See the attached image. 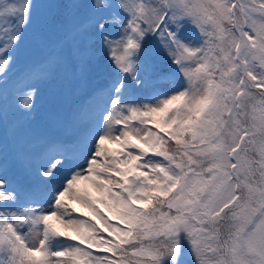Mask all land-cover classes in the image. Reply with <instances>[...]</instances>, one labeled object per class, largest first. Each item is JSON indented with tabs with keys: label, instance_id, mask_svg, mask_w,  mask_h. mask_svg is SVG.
<instances>
[{
	"label": "snow or ice",
	"instance_id": "snow-or-ice-1",
	"mask_svg": "<svg viewBox=\"0 0 264 264\" xmlns=\"http://www.w3.org/2000/svg\"><path fill=\"white\" fill-rule=\"evenodd\" d=\"M33 26L47 55L10 108ZM150 41L183 83L140 96ZM99 61L102 105L67 118L88 127L19 156L31 183L14 185L40 84L84 87ZM0 161V264H264V0H0Z\"/></svg>",
	"mask_w": 264,
	"mask_h": 264
},
{
	"label": "rangeland",
	"instance_id": "rangeland-1",
	"mask_svg": "<svg viewBox=\"0 0 264 264\" xmlns=\"http://www.w3.org/2000/svg\"><path fill=\"white\" fill-rule=\"evenodd\" d=\"M39 2H44V0H39ZM30 31L31 34H28ZM34 32L35 26L29 29L25 34L24 41L17 49V52L15 54V62L12 66V71L10 72V85L8 91L10 108L14 103L15 96L17 95L18 91L24 89L25 85L28 83L27 80L23 79V75L32 68H29V59L39 51V48L35 45L33 40ZM189 33H191V30H189ZM30 43L33 44V48L28 53L27 45H29ZM154 58L157 59L154 60ZM153 60L154 63H150V72L145 77V87L147 89L146 96H150L157 92L167 93L181 86L183 81L180 73L176 70L177 67L174 69V71L168 68L166 71H161L162 67L159 66V64L163 65V67H165V65L169 66L171 64L169 58L164 54L163 51H160L159 55H154ZM168 73L171 74L169 75ZM114 76L115 73H113L106 64H104L102 61H99L97 65H94L91 68L88 74L86 86H102L103 88H105L108 85V80L114 79ZM161 76H163L164 79ZM171 79H175V82H173L172 84H165L170 83ZM71 85L72 84H63L59 80H51L40 84L39 95L36 103L35 118L29 124V128L32 131L36 132L39 135L40 139H21L14 144L10 142L6 170L11 161L19 160V156H23L25 159H33L38 154H40L47 143V138L50 133L53 135V138L49 143L61 142L63 144H66L68 140L64 139L62 136L59 137L57 133L66 131L65 125L70 129V131H67V134L71 135V137H73L75 140L81 134V132L88 127V124H82L83 122L87 123L88 119L86 117L78 123H69L67 120L69 115H66V113L64 114V119L58 116H62L60 114L61 109H68L72 112V110L75 108L70 103H68L67 105L66 101L63 100L67 90L70 89ZM81 99L82 96H80V100ZM51 111H54L55 114H57L56 118L50 115ZM65 146L69 147V144ZM2 163L3 161H0V164ZM16 163L17 166H21V162ZM74 207H77L79 209L78 205H74ZM80 211L83 210L81 209ZM191 259L192 258L190 256V260Z\"/></svg>",
	"mask_w": 264,
	"mask_h": 264
}]
</instances>
